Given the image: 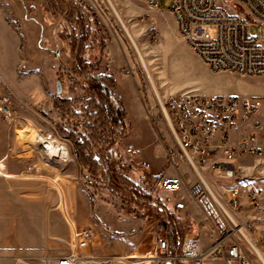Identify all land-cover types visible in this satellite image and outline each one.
<instances>
[{
    "label": "rangeland",
    "instance_id": "374dc122",
    "mask_svg": "<svg viewBox=\"0 0 264 264\" xmlns=\"http://www.w3.org/2000/svg\"><path fill=\"white\" fill-rule=\"evenodd\" d=\"M15 1L26 11L33 31H24L16 18L11 19L22 48L27 45L26 61L7 71L6 78L0 77L1 91L13 97L23 119L15 125L0 119L7 160L6 166L0 165V179L11 187L10 197L8 191L0 194V264H15L17 257L67 254L71 241L57 239L64 228L72 234L71 222L95 233L90 254L128 257L124 264H153L145 257L154 251L158 234L169 239L174 254L187 235H198L210 245L212 226L189 194L195 174L185 163L176 166L170 161L177 147L138 54L109 2ZM111 1L131 28L161 99L187 93L264 99V77L215 73L183 46L172 15L174 0H162L157 9L141 0ZM250 30L259 35L258 26L251 25ZM87 74L114 76V93L126 113L124 129L112 122L105 131L99 116L90 119L83 111L88 103ZM59 98L70 103L57 102ZM59 105L72 107L73 113L63 115ZM75 112L85 114L76 117ZM71 133L88 142L90 170L84 169ZM33 134L57 140L68 148L70 159L62 162L49 156L40 142L31 139ZM156 146L162 154L154 163ZM130 147L136 150L133 156L127 152ZM235 169L239 184L264 182V174L252 173L257 169L264 173V159L244 158ZM202 172L215 191L231 183L224 174ZM173 175L184 179L181 191L158 189L161 177ZM242 200L247 234L264 255V205L255 208ZM9 206L11 212L3 213ZM8 220L11 224L5 229ZM103 239L106 243L99 244ZM242 242L254 264H261L254 250Z\"/></svg>",
    "mask_w": 264,
    "mask_h": 264
},
{
    "label": "built area",
    "instance_id": "2783aa9c",
    "mask_svg": "<svg viewBox=\"0 0 264 264\" xmlns=\"http://www.w3.org/2000/svg\"><path fill=\"white\" fill-rule=\"evenodd\" d=\"M141 1L157 9L162 0ZM222 1L174 0L172 15L180 38L215 73L264 77V0ZM251 25L258 26L259 35L251 33ZM157 101L177 147L169 159L176 166L185 163L195 174L189 194L210 222L214 240L205 245L200 236L187 235L174 254L169 239L158 234L154 251L145 259L153 264H254L242 242L249 227L241 215L242 199L255 208L264 205V182L239 184L235 165L242 157L264 159V99L187 93ZM18 114L13 97L0 92V119L15 125L23 121ZM237 133L241 135L234 141ZM127 152L136 154L133 147ZM203 169L224 174L231 183L215 191ZM157 187L178 192L185 181L179 175L163 176ZM71 223L67 254L17 257L15 264H124L128 259L90 254L93 230Z\"/></svg>",
    "mask_w": 264,
    "mask_h": 264
},
{
    "label": "crops",
    "instance_id": "0c3cea01",
    "mask_svg": "<svg viewBox=\"0 0 264 264\" xmlns=\"http://www.w3.org/2000/svg\"><path fill=\"white\" fill-rule=\"evenodd\" d=\"M12 18H16V20L20 22L24 31H26V32H29V30L33 31L32 30L33 29L32 24L28 23L29 20L27 19L26 11L23 13L21 8L19 7V4H17L15 0H0V77L1 78H6L8 76L7 71L17 70V68L24 61H26L27 45H24V47L22 48L21 36L17 31H15L13 29V27L11 25V19ZM176 35H177V38H179V40L183 44V46L189 48L185 44V42L182 39H180V36L178 34V30H177ZM33 42H34V40L31 39L30 40L31 46H33L32 45ZM0 92L3 93L1 91V89H0ZM28 92H30V90H28ZM4 130H5L4 125L0 124V165L4 164L6 166L7 165L6 144H5L4 138L1 137V135H2L1 132ZM240 135H241V133H237V134L233 135L234 141H236L240 137ZM155 142H156V140H155ZM153 153H155L153 162L156 163L157 162L156 158L162 154V150L158 146H156ZM145 155H147L150 158L149 152L146 151ZM244 158H255L256 159V157H242V158L238 159V161L236 162V165ZM8 163H9L8 165H10V162H8ZM150 163L149 164L146 163V164H148V166L150 167L151 166ZM252 173L264 174L261 169L260 170L257 169L256 171H254ZM153 176H154V174H153ZM173 176H178V175H173ZM10 188H11L10 186L7 188L5 179L4 180L0 179V194L3 193V195H5L6 191H8V196L10 197L11 196ZM10 212H11L10 206L7 210L6 209L3 210V213H10ZM20 212L21 213H27L26 211H23V212L20 211ZM58 212L60 213L61 216H64L61 211H58ZM3 224H4L3 225L4 228L7 229L9 227V224H11V222L8 220V221H5ZM4 234H5V232H4ZM96 239H97V237L95 236V241H96ZM57 240L58 241H71L72 240L71 231L69 230V232L66 233V230L64 228L62 235H60ZM3 241H6V239H4ZM102 243L105 244L106 240L103 239V241H99V244H102ZM91 251L92 250H90V253H91ZM92 255H94V254H92ZM110 255L109 254H102V255H94V256L105 258V257H108Z\"/></svg>",
    "mask_w": 264,
    "mask_h": 264
},
{
    "label": "trees",
    "instance_id": "16d2710c",
    "mask_svg": "<svg viewBox=\"0 0 264 264\" xmlns=\"http://www.w3.org/2000/svg\"><path fill=\"white\" fill-rule=\"evenodd\" d=\"M85 82L89 85L88 90L89 93L87 95L88 103H86L85 107H83V111H85L90 119L93 117L99 116L102 124L104 125L105 131H108L110 129V123L115 122L117 125H120L122 129L127 125V122L124 120V116H126V113L123 111V107L118 104L120 100L117 98L116 94L114 93V86H115V78L113 75H109L105 78L102 77H95L93 75L87 74L84 75ZM70 103L69 100H62L58 99L57 102ZM62 110H64L62 113L63 115L68 116L70 113H73L72 107L67 106H61ZM124 113V114H123ZM75 116L82 117V114L80 112H75ZM85 116V115H84ZM109 125V126H108ZM85 126L87 128H90L89 123H85ZM90 130H93V128H90ZM75 132V131H74ZM71 139H73V142L75 144L77 155L82 162V165L84 169L90 170V164L88 162V154L86 151V145L88 142L84 141L83 139H76V134L71 133L69 135ZM91 137H94V134H91Z\"/></svg>",
    "mask_w": 264,
    "mask_h": 264
},
{
    "label": "bare ground",
    "instance_id": "6f19581e",
    "mask_svg": "<svg viewBox=\"0 0 264 264\" xmlns=\"http://www.w3.org/2000/svg\"><path fill=\"white\" fill-rule=\"evenodd\" d=\"M109 2L110 7L112 8L114 15L117 17V19L119 20L122 28L124 29V31L126 32L130 42L132 43L133 47L135 48L138 57L140 59V62L142 64V67L145 71V73L148 76L149 82L154 90V92L156 93V97L161 99V94L157 88V85L155 83L154 78L152 77V74L149 70L148 64L146 62V59L143 55V52L141 50V48L139 47L137 40L131 30V28L127 25V23L124 21L123 17L120 15V13L118 12L117 8L115 7V5L113 4V2L111 0H107ZM31 139H33L34 141H38L40 142V144L42 145V149L45 153H47L49 156H51L54 159L60 160L62 162H66L68 161L69 158V150L67 147L63 146L61 143H59L57 140H52V139H47L44 138L42 136H40L39 134H33L31 136ZM244 235L246 237V243L250 246V248H252L255 252V254L258 257L259 262H261V264H264V255L263 253L256 247V245L252 242L253 240L251 238H249V235L247 233L244 232Z\"/></svg>",
    "mask_w": 264,
    "mask_h": 264
},
{
    "label": "water",
    "instance_id": "95a60500",
    "mask_svg": "<svg viewBox=\"0 0 264 264\" xmlns=\"http://www.w3.org/2000/svg\"><path fill=\"white\" fill-rule=\"evenodd\" d=\"M57 88H58V93L60 94L62 92L60 83L57 84ZM166 264H171V263L168 262Z\"/></svg>",
    "mask_w": 264,
    "mask_h": 264
}]
</instances>
